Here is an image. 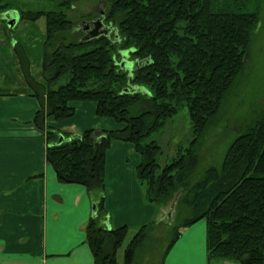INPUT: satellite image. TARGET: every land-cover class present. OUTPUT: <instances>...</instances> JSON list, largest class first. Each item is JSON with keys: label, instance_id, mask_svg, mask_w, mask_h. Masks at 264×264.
Listing matches in <instances>:
<instances>
[{"label": "trees", "instance_id": "obj_1", "mask_svg": "<svg viewBox=\"0 0 264 264\" xmlns=\"http://www.w3.org/2000/svg\"><path fill=\"white\" fill-rule=\"evenodd\" d=\"M105 1V14L115 24L112 39L72 41L66 35L71 23L62 10L44 14L40 79L31 74L20 44L14 47L30 93L40 103L33 122L45 133L46 161L58 181L99 193L97 212L85 226L93 264H117L128 232L126 225L107 228L102 223L105 154L113 141L130 143L140 155L136 177L145 201L157 206L174 202L173 236L158 260L152 262L149 256L147 264H162L181 230L201 218L206 220L208 264L214 260L264 264V104L228 145L219 167L209 166L195 178L201 141L218 122L222 103L243 69L260 0L253 1L252 8L249 0H234L235 8H225L219 0ZM41 14L26 12L33 20ZM123 52L134 62L132 70L121 66ZM133 87L149 94L131 92ZM83 101L94 103L97 117H109L122 126L72 135L47 124L48 118L70 117L71 103ZM183 106L192 138L161 165L160 147L150 136ZM155 224L134 232L124 248L123 264L143 263V250L157 247V238H149Z\"/></svg>", "mask_w": 264, "mask_h": 264}, {"label": "crops", "instance_id": "obj_2", "mask_svg": "<svg viewBox=\"0 0 264 264\" xmlns=\"http://www.w3.org/2000/svg\"><path fill=\"white\" fill-rule=\"evenodd\" d=\"M0 30V264H93L85 226L99 193L56 178L45 159V133L33 122L39 100L31 95L12 50L15 38L6 36L1 24ZM35 77L40 79L41 72ZM71 104L70 117L48 118L47 124L72 135L122 126L97 117L92 101ZM139 162L128 142L113 141L106 151L102 223L107 228H139L160 222L165 214L164 206L145 201L136 177ZM162 264H208L206 223L184 227Z\"/></svg>", "mask_w": 264, "mask_h": 264}, {"label": "rangeland", "instance_id": "obj_3", "mask_svg": "<svg viewBox=\"0 0 264 264\" xmlns=\"http://www.w3.org/2000/svg\"><path fill=\"white\" fill-rule=\"evenodd\" d=\"M103 0H3L0 3V24L4 28V33L8 37H14L12 41L13 52L16 55L14 47L20 44L23 48L28 60L31 74L35 75L41 72V60L43 56V42L45 38V13L52 10H62L66 19L71 23V29L66 34L72 41L81 40V33L76 30V26L82 20L94 19L98 16V10L107 11L106 4ZM234 0H219V4L223 7L235 8ZM255 0H249L248 4L252 8ZM64 2H69L67 7ZM62 4V5H61ZM237 4V3H236ZM15 11L19 14L13 27L6 25L3 14L8 11ZM27 11L42 12L35 20L27 18ZM106 23H110L107 14ZM114 26V22H111ZM2 30H0L1 33ZM113 38V33L111 34ZM12 46V45H11ZM17 56V55H16ZM121 57V56H120ZM120 60L122 58H119ZM130 57H126V69L132 70L134 62L128 61ZM135 61V60H133ZM37 79V77H35ZM142 91L148 93L145 88ZM264 104V0H260V12L257 26L252 35L247 56L241 73L236 77L233 85L228 91L221 109L218 113L219 120L211 125L206 132L198 149L199 163L195 178L202 176L204 170L209 166L219 167L222 157L231 143V141L244 128L245 123L251 118L255 109ZM65 134V133H63ZM67 135V134H65ZM192 138V124L190 122L189 113L186 106L180 108L177 113L170 117L164 127L151 134L150 139H154L160 147V153L157 160L161 165L169 162L176 157L179 151L187 147ZM160 222H157L153 229L149 230V238L157 240V247L149 246L145 248L141 254L144 262L147 264L149 256H153L152 262L158 260V255L166 248L173 236V225L175 211L172 209L170 216H167L169 205L164 206ZM204 221L205 218L198 220ZM197 222V221H196ZM138 228L128 227L127 235L122 246L118 249V264L123 261V249L128 241L132 238L134 232ZM147 245L149 239L147 240ZM145 256V257H144ZM142 258V259H143ZM148 258V259H146ZM212 264H239L234 261L214 260Z\"/></svg>", "mask_w": 264, "mask_h": 264}, {"label": "flooded vegetation", "instance_id": "obj_4", "mask_svg": "<svg viewBox=\"0 0 264 264\" xmlns=\"http://www.w3.org/2000/svg\"><path fill=\"white\" fill-rule=\"evenodd\" d=\"M104 4H107L105 0L102 1ZM106 15L104 12V9H99L98 10V16L94 19H90V20H82L78 23V25L76 26V30H78L81 33V39H96L98 37L101 36H111V34L114 32V27L112 25V23H106L105 19ZM108 27L111 28V30L109 31V33L106 34H100L98 36H93L95 34V32H103L105 31ZM89 36H93L92 38H88ZM115 38L117 37V35H114ZM117 43L118 41L115 40Z\"/></svg>", "mask_w": 264, "mask_h": 264}, {"label": "water", "instance_id": "obj_5", "mask_svg": "<svg viewBox=\"0 0 264 264\" xmlns=\"http://www.w3.org/2000/svg\"><path fill=\"white\" fill-rule=\"evenodd\" d=\"M3 18H4L5 23H6L7 26L13 27L15 25V23H16L17 18H19V14L16 13L15 11L8 10V11H6L3 14ZM110 30H111V28L108 27L103 32H95V34L93 36H98L100 34H106L107 35ZM93 36H89L88 38H92ZM83 40L85 41V40H88V39L86 38V39H83ZM125 62H126V52H123L122 53V61H121V66L122 67L125 66ZM137 63L140 64L141 61H137ZM130 91L131 92H133V91H142V88L141 87H133V88L130 89ZM146 94H149V92L146 93ZM62 139H63V137L61 136L59 138V140L57 141V143L61 142ZM96 207L97 206L95 204H92V212H91V215L92 216H94L95 213H96ZM173 207H174V202H171L170 205H169V209H168V212H167V216H170Z\"/></svg>", "mask_w": 264, "mask_h": 264}]
</instances>
